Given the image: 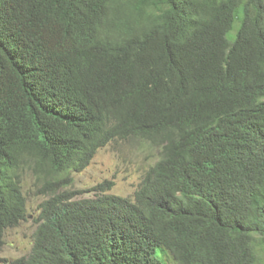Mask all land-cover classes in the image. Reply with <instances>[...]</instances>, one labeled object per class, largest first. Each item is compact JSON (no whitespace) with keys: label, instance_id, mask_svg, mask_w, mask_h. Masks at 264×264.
Returning a JSON list of instances; mask_svg holds the SVG:
<instances>
[{"label":"trees","instance_id":"1","mask_svg":"<svg viewBox=\"0 0 264 264\" xmlns=\"http://www.w3.org/2000/svg\"><path fill=\"white\" fill-rule=\"evenodd\" d=\"M128 137L160 151L132 199L54 194L0 264H264V0H0V247L25 168Z\"/></svg>","mask_w":264,"mask_h":264},{"label":"rangeland","instance_id":"2","mask_svg":"<svg viewBox=\"0 0 264 264\" xmlns=\"http://www.w3.org/2000/svg\"><path fill=\"white\" fill-rule=\"evenodd\" d=\"M238 23L236 19L228 35L230 40ZM159 152L157 147L137 137L112 141L96 151L85 169L72 173V182L67 185L52 178L47 183L37 181L31 170L25 168L21 186L27 201L26 218L16 227L6 229L0 258L11 260L29 253L42 201L59 193L73 195V199L92 198L96 194L92 188L105 181L113 182L112 188L105 193L132 199L144 173L157 161ZM49 187L53 188L52 192Z\"/></svg>","mask_w":264,"mask_h":264},{"label":"bare ground","instance_id":"3","mask_svg":"<svg viewBox=\"0 0 264 264\" xmlns=\"http://www.w3.org/2000/svg\"><path fill=\"white\" fill-rule=\"evenodd\" d=\"M157 248V247H156Z\"/></svg>","mask_w":264,"mask_h":264}]
</instances>
